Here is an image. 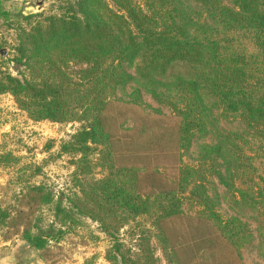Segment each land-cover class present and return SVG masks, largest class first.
Masks as SVG:
<instances>
[{
  "label": "trees",
  "instance_id": "1",
  "mask_svg": "<svg viewBox=\"0 0 264 264\" xmlns=\"http://www.w3.org/2000/svg\"><path fill=\"white\" fill-rule=\"evenodd\" d=\"M114 3L64 0L61 13L25 17L29 28L18 27L8 59L18 74L0 64V94L13 95L32 119L81 123L61 153L81 155V168L95 153L108 168L67 201L44 185H29L28 203L51 207L61 227L37 222L35 231L25 228L24 238L42 249L62 239L82 214L99 222L114 243H123L116 235L122 226H142L140 220L149 218L155 230L145 231L140 243L155 237L170 264H244L246 225L220 216L206 186L212 174L183 161L218 111L253 137L250 155L228 143L231 160L247 162L264 179V0ZM75 65L85 67L74 73ZM135 81L176 92L179 104L171 103L168 121L141 112L123 129L127 111L144 109L141 90L127 92ZM120 90L129 94L127 101ZM208 149L215 153L207 157L213 163L217 155L226 158L222 145ZM170 168L177 169V179L168 183L163 169ZM186 198L203 208L197 217L183 210ZM258 205L264 219V185ZM9 216L2 213L3 219ZM108 256L111 264H158L148 244L133 260L123 253Z\"/></svg>",
  "mask_w": 264,
  "mask_h": 264
},
{
  "label": "rangeland",
  "instance_id": "2",
  "mask_svg": "<svg viewBox=\"0 0 264 264\" xmlns=\"http://www.w3.org/2000/svg\"><path fill=\"white\" fill-rule=\"evenodd\" d=\"M108 1L115 5L114 0ZM63 3L64 0H0V64L3 70L18 74L15 65L8 59L12 57V47L18 43V27L29 28L30 20L25 17L61 13ZM84 67L75 65L72 71L78 73ZM181 71L184 69L181 68ZM131 72L134 74L135 70ZM175 72L178 73V70ZM132 87L141 90L144 109L127 111L130 117L123 123V129L133 126V119H138L141 112L152 113L161 121H168L167 117L172 114L171 103L179 104L176 92L167 87L155 88L148 83L135 81L127 87L128 93ZM128 93L123 95L120 90L118 95L127 101ZM80 127L81 123L77 121H35L18 106L13 95L0 94V155L9 156L0 159V264H111L109 252L117 255L123 253L133 260L142 254L143 244L149 245L158 264H170L155 237L152 236L150 243H140L145 231L155 230L149 218L140 220L142 226L135 222L124 228L122 226L116 235L123 243H114L99 222L82 214L77 215L76 223L71 225L62 239L50 240L42 249L31 246L24 238L27 226L32 227L39 222L47 228L55 221L51 207H36L28 203L25 194L29 185H44L57 197L62 196L67 201L73 192L80 194L81 189L95 179L107 175L108 168H104L100 160L97 161L98 154L94 153L92 161L81 168L77 164L81 155L60 152L61 144L69 141ZM252 139L242 124L224 119L218 111H214V121L209 125L208 132L196 137L183 162L195 167L202 166L212 174L206 186L216 202V211L224 220L237 217L246 225L250 240L241 247L243 263L264 264V219L258 205V193L264 179L258 174L254 175L247 162L231 160L232 152L228 150L230 143L239 147L244 155H250L253 152ZM221 145L226 158L217 155L215 163L208 160L209 155L215 156L208 146ZM163 171L166 174L163 180L166 179L168 183L177 179V169ZM65 203L68 205V202ZM182 208L192 217H197L203 211L201 206L188 198L183 199ZM6 211L10 216L3 219L2 213ZM55 227L60 228L61 224L55 221ZM32 230L36 229L32 227Z\"/></svg>",
  "mask_w": 264,
  "mask_h": 264
}]
</instances>
